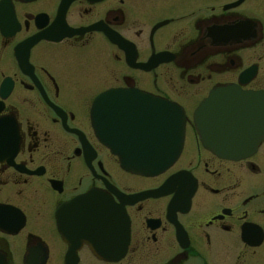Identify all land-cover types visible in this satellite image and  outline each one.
Returning <instances> with one entry per match:
<instances>
[{"label": "flooded vegetation", "instance_id": "flooded-vegetation-1", "mask_svg": "<svg viewBox=\"0 0 264 264\" xmlns=\"http://www.w3.org/2000/svg\"><path fill=\"white\" fill-rule=\"evenodd\" d=\"M227 117L264 129V0H0V264H264V135ZM173 137L159 175L117 155Z\"/></svg>", "mask_w": 264, "mask_h": 264}, {"label": "water", "instance_id": "water-1", "mask_svg": "<svg viewBox=\"0 0 264 264\" xmlns=\"http://www.w3.org/2000/svg\"><path fill=\"white\" fill-rule=\"evenodd\" d=\"M230 97H235L241 100L240 106L242 108L249 105L248 104L249 102L251 103V101L258 98L252 95L250 96L246 94H240L233 90H219V91H215L210 96L208 106H211L214 100H220V101L225 102ZM247 100H250V101L247 102ZM220 101L219 103H221ZM99 103H100V98H98L96 101L95 114H94V123L96 126V130L98 131H99V126H100V123H99L100 121H99V116H98L99 113H97ZM219 105H220V108L223 107V105L221 104ZM220 115H221V112H220ZM240 116L244 117L245 114L241 112ZM247 123L249 124V122L247 121H244V120L236 121V120L230 119L229 117H227L225 120H221L219 122V125H220V129L223 128L224 135L220 139L221 140H227V139L232 140L235 137H241V136H247V137L252 136L254 139H257V137H259L260 135L262 136L264 135V129L259 128L257 130H252L248 128L249 130H247L246 128ZM199 124H203V123L199 122ZM168 130L173 131L174 127L168 128ZM254 131L256 132L257 136L255 134H252ZM175 140L176 138L173 137L170 143H167L165 146H162V148H160V150L156 152H152V153L135 152L129 155L127 154H117V155L122 156L123 163L125 166L124 168L128 171H133L135 173H138L140 175L147 176V177L159 175L160 173L168 169V167H170L176 161V159L179 157L181 153L182 145L181 144L177 145ZM230 153L231 152L229 151V154ZM221 155H224V153H222Z\"/></svg>", "mask_w": 264, "mask_h": 264}]
</instances>
